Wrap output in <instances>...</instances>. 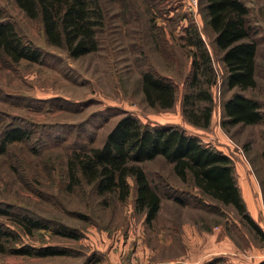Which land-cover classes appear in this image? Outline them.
I'll use <instances>...</instances> for the list:
<instances>
[{
	"label": "rangeland",
	"instance_id": "obj_1",
	"mask_svg": "<svg viewBox=\"0 0 264 264\" xmlns=\"http://www.w3.org/2000/svg\"><path fill=\"white\" fill-rule=\"evenodd\" d=\"M245 1L260 46L258 85L243 93L258 99L264 111V0ZM126 2L124 9L119 0H102L110 20L101 35V48L75 59L50 45L41 20L29 18L16 0H0L3 14L46 54L43 63H12L0 57L4 122L0 130L9 124L32 133L28 141L11 144L0 154V204L13 207L12 216H0V224L10 231L9 237L0 239V264H228V257L214 255L202 263L189 261L200 253L201 233L214 230L226 233L249 257L264 255L263 225L259 234L236 208L199 194L175 175L173 164L163 157L142 163L152 183L161 187L162 208L150 225L146 213L135 206L133 178L126 201L111 194L100 196L86 183L68 189V156L102 146L117 122L133 114L144 124L178 125L206 145L226 148L232 161L251 165L264 193V120L257 125L222 126V102L240 90L229 91L223 84L222 52L214 45L215 33L201 0ZM190 25L199 29L218 75L208 128L190 124L182 108L192 63V47L183 38ZM148 69L174 81L178 98L173 108L154 109L146 102L141 80ZM168 183L186 203L166 195L163 185ZM201 198L204 203L198 201ZM19 214L34 215L48 227L28 234L15 223ZM63 226L78 237L61 235ZM185 227L192 229L189 235ZM193 232L198 237L191 243ZM25 246L55 247L65 254L15 253Z\"/></svg>",
	"mask_w": 264,
	"mask_h": 264
},
{
	"label": "trees",
	"instance_id": "obj_2",
	"mask_svg": "<svg viewBox=\"0 0 264 264\" xmlns=\"http://www.w3.org/2000/svg\"><path fill=\"white\" fill-rule=\"evenodd\" d=\"M16 2L29 18L41 20L48 43L65 49L70 57L77 59L100 50L101 35L106 32L110 20L102 0ZM119 2L125 9L126 0ZM201 3L207 23L215 33L214 45L222 52L221 59L226 69L223 84L229 91L240 90L222 102L221 124L225 128L260 124L264 120L261 102L243 93L258 85L256 74L260 41L256 38L250 18L251 8L245 0H201ZM183 39L192 47L188 86L182 98L183 113L190 124L208 128L214 112L212 88L218 83L214 58L196 26H188ZM45 56V52L0 9V57L12 63H43ZM141 81L150 107L168 110L176 105L177 86L171 78L148 69L143 72ZM3 123L0 115V126ZM31 135L28 128L4 126L0 130V154L5 153L11 144L28 141ZM158 157L173 164V171L182 182L190 184L204 197L235 207L257 233H263L247 211L229 153L204 144L197 135L188 133L181 126L144 124L133 114L125 115L117 122L102 146L88 151L77 150L68 156V189L73 190L86 183L100 196L111 194L120 201H126L132 190L129 178H133L135 206L146 213V223L150 225L162 208L161 187L152 183L142 163ZM163 186L168 197L181 204L186 203L183 194L169 183ZM203 199L198 201L204 203ZM12 209V206L0 204V216H12ZM14 217L15 223L28 234L48 227L34 215L19 214ZM58 232L63 236L78 237L65 226ZM9 236L10 231L0 224V239ZM15 253L47 257L63 255L65 251L55 247L35 249L25 246L16 249ZM259 264H264V261Z\"/></svg>",
	"mask_w": 264,
	"mask_h": 264
},
{
	"label": "crops",
	"instance_id": "obj_3",
	"mask_svg": "<svg viewBox=\"0 0 264 264\" xmlns=\"http://www.w3.org/2000/svg\"><path fill=\"white\" fill-rule=\"evenodd\" d=\"M221 150L228 153L226 148ZM233 166L234 175L240 188L241 196L246 204L247 211L258 225H263L262 228L264 230V193L261 184L259 183L257 176L254 174L250 164L233 160ZM185 228L188 230L189 235V230L191 228ZM192 234L191 243L195 242L194 236L195 238L198 237L197 233L194 234L193 232ZM201 234H203L204 239L199 248L200 253L192 254L193 256L189 259L190 262L202 263V261L209 259V257L213 255L218 257H228V264H259L264 261V255L262 254L257 253L251 257L246 255L226 233L219 234L214 230L208 232L204 231ZM188 241L190 242V239Z\"/></svg>",
	"mask_w": 264,
	"mask_h": 264
}]
</instances>
